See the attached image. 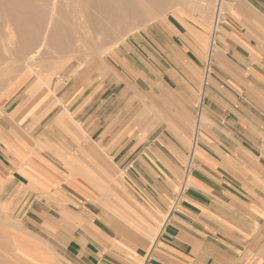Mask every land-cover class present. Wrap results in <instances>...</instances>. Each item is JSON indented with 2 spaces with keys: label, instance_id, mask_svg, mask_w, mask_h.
Listing matches in <instances>:
<instances>
[{
  "label": "rangeland",
  "instance_id": "374dc122",
  "mask_svg": "<svg viewBox=\"0 0 264 264\" xmlns=\"http://www.w3.org/2000/svg\"><path fill=\"white\" fill-rule=\"evenodd\" d=\"M195 1L202 11L190 0H169L158 17L111 38L101 37L103 46L94 53L81 49L70 59L66 52L50 49L42 65L37 60L32 64L34 72H24L25 64L22 67L20 62L23 72L16 64L17 70L11 69L16 72L4 76L0 84V264H89L87 248L93 251L91 260L102 264L138 262L135 252L152 243L166 213L157 216L140 206L137 195L142 193L134 177L118 164L116 148L108 147L131 135L133 122L148 117L146 108L139 114L133 96L138 72L131 66L132 41L154 45L160 41L156 32L169 21L177 22L182 29L179 40L190 49L187 53L203 61L208 57L216 0ZM229 5V0L221 1L219 22ZM0 28L6 35L15 34L3 20ZM84 51L90 57H82ZM156 51L163 57L166 50ZM96 52H101L100 58L91 61ZM6 62H0L6 65L1 68L8 67L10 61ZM51 62L62 65L55 64L58 70H54ZM92 92L97 93L95 99L103 95L101 106L90 102ZM87 123L107 125L91 128ZM115 123L124 126L116 128ZM193 135L192 131L187 141L186 165L193 156ZM31 173L38 180L34 187L29 185ZM184 178L183 172L181 181ZM174 205L167 206V212ZM98 227L106 234H100ZM118 236L123 239L117 240Z\"/></svg>",
  "mask_w": 264,
  "mask_h": 264
},
{
  "label": "crops",
  "instance_id": "0c3cea01",
  "mask_svg": "<svg viewBox=\"0 0 264 264\" xmlns=\"http://www.w3.org/2000/svg\"><path fill=\"white\" fill-rule=\"evenodd\" d=\"M229 3L214 32L215 49L204 61L187 53L177 22L165 23L154 45L131 42V66L138 72L133 96L139 114L146 108L148 117L133 122L131 135L108 149L116 148L118 164L134 177L140 206L167 214L133 264H264V0ZM157 48L166 50L163 57L155 55ZM96 94H89L90 102L101 106L103 95ZM36 182L31 173L29 185ZM91 259L89 264H102Z\"/></svg>",
  "mask_w": 264,
  "mask_h": 264
},
{
  "label": "bare ground",
  "instance_id": "6f19581e",
  "mask_svg": "<svg viewBox=\"0 0 264 264\" xmlns=\"http://www.w3.org/2000/svg\"><path fill=\"white\" fill-rule=\"evenodd\" d=\"M167 3H169V0H0V20L8 22L15 32L12 37L3 33L0 28V62L3 61L5 64L6 61H10L7 68H1L4 64L1 63L2 66L0 64V84L5 81L4 76L6 74H8V77L12 70H17L15 68L16 64L18 66L20 62L19 65L21 66L22 62L25 64L24 72H28V70L34 72L31 67L32 64L36 60L39 61V64L44 63L45 58L50 57V49L58 53L60 51L66 52L65 54L70 59L78 54L81 49L94 53V50L97 51L103 46V43H99L101 37L108 39L117 33L137 28L140 23L152 19L151 17H155L156 14L158 17L167 8ZM190 4L202 11L201 6L195 0H190ZM218 23L219 15L216 12L212 26H210L207 59L215 49L214 32L218 29ZM7 46L10 48H7ZM110 48H108V51ZM100 53L96 52L91 61L100 58ZM102 53L104 54L105 51ZM81 55L82 57H90V54L85 51ZM56 56L58 57V55ZM53 62H51L52 65ZM60 63H63L62 60ZM55 64L59 67L62 65ZM13 66H15L14 69ZM21 66H18V68L19 70L21 68L20 72H23V66ZM56 68L58 70V67L53 69L56 70ZM48 81L51 82V80ZM45 82V80H42V83ZM46 83L49 87L50 83ZM34 91L35 89L32 87L31 92ZM61 115H59L57 121H61ZM202 121L200 123H203ZM134 215L140 218V213L137 211H134Z\"/></svg>",
  "mask_w": 264,
  "mask_h": 264
},
{
  "label": "built area",
  "instance_id": "2783aa9c",
  "mask_svg": "<svg viewBox=\"0 0 264 264\" xmlns=\"http://www.w3.org/2000/svg\"><path fill=\"white\" fill-rule=\"evenodd\" d=\"M190 164H192L191 161L189 162V166H190Z\"/></svg>",
  "mask_w": 264,
  "mask_h": 264
}]
</instances>
